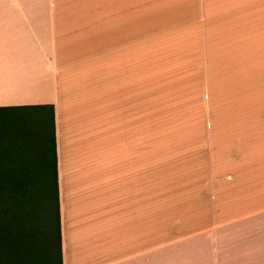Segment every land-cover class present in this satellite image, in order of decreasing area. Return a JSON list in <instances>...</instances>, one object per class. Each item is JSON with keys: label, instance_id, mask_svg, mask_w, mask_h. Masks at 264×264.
<instances>
[{"label": "crops", "instance_id": "0c3cea01", "mask_svg": "<svg viewBox=\"0 0 264 264\" xmlns=\"http://www.w3.org/2000/svg\"><path fill=\"white\" fill-rule=\"evenodd\" d=\"M142 73L163 96L193 74L208 111L228 74H259L264 94V0H0V108L54 107L63 264H264V204L227 215L248 185L147 197Z\"/></svg>", "mask_w": 264, "mask_h": 264}, {"label": "rangeland", "instance_id": "374dc122", "mask_svg": "<svg viewBox=\"0 0 264 264\" xmlns=\"http://www.w3.org/2000/svg\"><path fill=\"white\" fill-rule=\"evenodd\" d=\"M189 67L190 64L191 73ZM146 75L148 79V69ZM258 75L228 74L234 78L226 81L225 88L217 86V94L211 95L213 105L221 109L208 111L204 104L208 97L193 86V74H183L178 96H163L159 80L155 79L147 80V93H144L145 74H138L137 134L147 139L148 198L179 193L180 198L191 202L194 182L207 177L232 176L234 179H229L232 187L222 186V194L244 185L249 190L241 197L237 192L232 194L234 200L229 210L233 211L227 215L244 211V205L264 204V94L259 88ZM222 102H227L226 108L219 107ZM209 166L213 167L212 173L203 175L202 171ZM244 169L259 174L241 175ZM227 173L233 174L224 175ZM218 182L221 184L225 179ZM161 185L162 192L151 191V186Z\"/></svg>", "mask_w": 264, "mask_h": 264}, {"label": "trees", "instance_id": "16d2710c", "mask_svg": "<svg viewBox=\"0 0 264 264\" xmlns=\"http://www.w3.org/2000/svg\"><path fill=\"white\" fill-rule=\"evenodd\" d=\"M0 264H63L53 106L0 108Z\"/></svg>", "mask_w": 264, "mask_h": 264}]
</instances>
